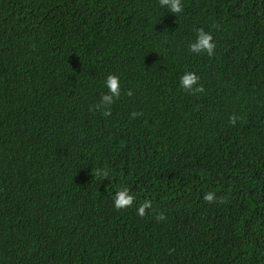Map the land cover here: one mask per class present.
Listing matches in <instances>:
<instances>
[{
	"label": "trees",
	"instance_id": "obj_1",
	"mask_svg": "<svg viewBox=\"0 0 264 264\" xmlns=\"http://www.w3.org/2000/svg\"><path fill=\"white\" fill-rule=\"evenodd\" d=\"M182 4L0 0V264H264V0Z\"/></svg>",
	"mask_w": 264,
	"mask_h": 264
},
{
	"label": "clouds",
	"instance_id": "obj_2",
	"mask_svg": "<svg viewBox=\"0 0 264 264\" xmlns=\"http://www.w3.org/2000/svg\"><path fill=\"white\" fill-rule=\"evenodd\" d=\"M159 4L161 7H165L168 9L170 13L180 14L183 12V4L182 0H159ZM216 48V44L213 42V36L211 33L205 32L202 28L197 29V37L196 40L189 45V51L192 53L200 54L206 53L208 56H212L214 54V50ZM200 77L195 72H186L180 78V86L187 92L192 94L202 93L204 88L199 84ZM105 85L108 89L107 93H104L100 101L93 105L92 110H101V114L104 116L111 115L110 106L115 103V100L118 99L121 95V87H120V77L118 75L109 74L106 78ZM128 96H132L133 93L129 89L126 93ZM141 115V113L133 112L131 116L135 118L136 116ZM236 115H232L229 117V123L232 125L236 124V121L240 119ZM95 175L97 178L103 177L109 178V170L108 169H96ZM203 199L212 203L216 200L215 193L208 192L205 193ZM135 201V196L130 192L128 187H122L118 189L113 198L114 207L117 210L131 207ZM223 202L222 200L220 201ZM152 207L150 200H145L138 206L137 215L143 218L147 213L146 210ZM157 221L165 220L166 217L163 213H158L156 216Z\"/></svg>",
	"mask_w": 264,
	"mask_h": 264
}]
</instances>
